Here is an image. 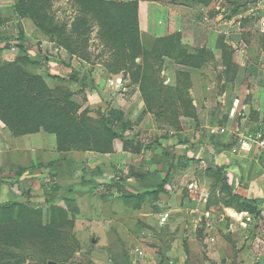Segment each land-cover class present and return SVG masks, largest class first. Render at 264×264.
Returning a JSON list of instances; mask_svg holds the SVG:
<instances>
[{"label": "rangeland", "instance_id": "obj_1", "mask_svg": "<svg viewBox=\"0 0 264 264\" xmlns=\"http://www.w3.org/2000/svg\"><path fill=\"white\" fill-rule=\"evenodd\" d=\"M150 1L172 8L173 18L167 23L176 26L172 24L168 35L179 33L171 44L183 63L165 60L163 66L160 58L149 54L152 39L136 37L128 7L121 9L124 16L102 20L79 0H0V99H14L19 95L17 87L28 85L29 103L46 105L40 115L54 112L59 125L67 127L61 131L64 148L57 150L55 135L43 128L28 133L31 135H16L17 139L29 137L23 144L16 143L13 130L0 118V141H4L0 147V264H152L143 250V257H136L139 243L162 250L170 247L176 259L181 254L183 233L173 238L169 233L141 229L139 218L136 224L129 206L136 205L139 198L123 194L124 183L138 171L150 174L152 159L167 163L161 170L164 175L173 171L171 165L178 170L183 167L177 174L184 181L176 187L207 173L198 169L200 159L189 158L184 146L208 141L207 129L186 118L192 114L189 99H213L212 114L205 116L202 124L208 118L215 127H235H229L231 109L215 104L226 91L217 84L208 95L202 88L206 80L217 81L225 65L218 60L219 51L213 55L209 47L219 46V36L232 35L240 28L242 42L237 44L246 48L249 27L255 31L259 27L225 21L230 11L218 18L221 7L231 10L226 0ZM202 3L207 9L203 10ZM162 16L153 12L150 19L155 23ZM222 44L232 49L230 44ZM178 45L185 46L186 52ZM201 49L205 55L200 58ZM188 50L198 54V65L188 67ZM248 58L244 56V60ZM223 69V74L233 76L228 68ZM249 73H240L238 84L243 87L234 92H240L241 99L246 96L245 89L253 90L258 81L252 71ZM72 74L74 81L69 80ZM249 76L254 78L251 83ZM93 99L99 100L95 104ZM108 99H124L125 119L134 121L126 135L135 134L144 150L122 165L110 164L106 161L110 156L99 152L120 142L111 137L102 117L109 110ZM5 112L0 109L1 116ZM31 114L35 117V110ZM119 128L117 125L116 131ZM179 145L184 147L175 148ZM212 175L209 171L205 176ZM117 185L123 188L118 190ZM129 186L140 191L133 183ZM143 208L150 210L152 205ZM225 220L233 221L227 216ZM256 226L260 230L247 243L253 264L252 241L264 238V223Z\"/></svg>", "mask_w": 264, "mask_h": 264}, {"label": "crops", "instance_id": "obj_2", "mask_svg": "<svg viewBox=\"0 0 264 264\" xmlns=\"http://www.w3.org/2000/svg\"><path fill=\"white\" fill-rule=\"evenodd\" d=\"M116 1L128 2L132 0ZM226 2L227 7H230L231 10L221 7L217 12L218 18L221 19L224 12L230 11L229 14L226 13L228 20L225 21L237 23L239 26L248 22L253 23L255 28L259 27V29L256 28V31L251 29V26L249 27L251 31L248 33L247 39L250 40V43H244L246 48L237 44L239 41L242 42L243 33L241 30L243 29L240 28L237 29L239 32L232 35L219 36V46L209 47L213 55L215 50L219 51L218 60L223 61L222 43L232 46L230 50L235 64L233 76L230 78L223 74L225 66L222 68L220 65L222 74L217 78V81L206 80V83L202 84V88L204 87L203 91L208 95L217 84L226 91L222 96H218V99H215V104L227 105L231 111L234 110V114L229 113V121L233 120L229 127H235L233 129L222 125L215 127L209 123L208 118L205 119L206 123L202 124L205 116H211L215 105H213V99H200L194 96L193 99H189L194 108V115L186 118L207 129L208 141H206L207 143L204 141V144L198 141L199 143L196 145H193L194 141H191V144L188 143V146H184L189 158L200 159L201 165L198 169L207 173H204L201 178L193 176L191 180L186 181L184 187H176L184 181L183 176L177 174L182 172L183 167L179 166L178 170L175 168L176 165L170 163L168 166L171 165L173 171L171 169L169 175H164L161 170L167 163H163L160 159H152L150 174L146 175L145 171V174L142 175L138 171L133 176L130 174L124 183V189L133 193L132 197L139 198L136 205L132 203V206L129 207L134 214L136 224L139 220L142 221L141 229L154 233H169L173 238L177 233H183L179 246L182 252L178 259L173 257L170 247L167 250H162V248H154V245L139 243L138 253H135L136 257L142 258L145 252L152 264H164L165 262H167L166 264H253L250 252L247 250V243L250 242L254 232L260 230L261 227L256 225L264 223V153L259 152L252 145L245 146L240 142V139L248 132L264 133V0H244L241 4H234L233 0H226ZM202 8L203 10L207 9L205 6ZM153 12L163 14L162 18H158L155 23L150 19ZM171 13H173L172 8L158 2L138 0L141 36L146 39H155L172 32L170 28L172 24L175 26L176 24L167 23L168 18H173ZM247 17L248 19H246ZM204 18L208 20L207 17ZM196 26L194 25V27ZM209 38L211 40L213 37L209 36ZM246 53L248 55H244ZM244 56L250 58L244 60ZM165 60L174 64L172 59L164 57L163 66ZM244 64H247V67H243ZM242 71H248V73L252 71L258 80L253 90L245 89L246 96L243 99L240 97V92L234 93L236 88L243 87L238 84ZM248 80L250 83L253 82V76H249ZM110 86H114L113 83ZM228 90L230 95L227 96ZM96 100L99 99H93L95 104ZM108 100L109 107L121 110L126 117L123 109V106H126L124 99ZM131 122L134 121L131 120ZM7 130L10 132L8 128ZM201 133H203L202 130ZM11 135L12 139L19 144L29 138L17 139L18 136L26 135ZM213 135L219 136V141L215 140ZM211 138L214 139L213 142ZM1 142L4 141H0V147L4 144ZM54 144L56 145V141ZM184 146L179 145L175 148ZM177 151L176 149L175 152ZM141 152L143 153L144 150L142 149ZM102 154L110 156L106 159L110 164L119 162L121 165L124 160L138 156V154L123 151L121 141L114 142V148L110 152ZM179 154L184 155L185 152ZM194 162L197 163L198 159H195ZM137 163L136 166H138ZM189 164L188 168L191 166V162ZM217 168L222 170L219 171ZM209 171L213 173L212 177L205 176ZM132 183L140 187V191L131 188L129 185ZM93 184L95 185V183ZM145 204L152 205V208L145 210L143 208ZM225 216L233 221H228V223ZM191 221L192 223H190ZM128 236L129 234L126 235L127 238ZM137 242H140L139 239ZM146 248H149L148 252ZM130 257L133 259L132 255Z\"/></svg>", "mask_w": 264, "mask_h": 264}, {"label": "trees", "instance_id": "obj_3", "mask_svg": "<svg viewBox=\"0 0 264 264\" xmlns=\"http://www.w3.org/2000/svg\"><path fill=\"white\" fill-rule=\"evenodd\" d=\"M80 2L85 3L88 7L92 9L95 15L99 16L102 20H109L112 19L113 16H124L121 14L124 12L121 10L122 8L128 7L132 10V19L134 20V32L137 38H142L141 31L139 28V20H138V1L132 0L128 2L123 1H116V0H79ZM203 6H206L205 3H202ZM108 14V15H107ZM43 30V29H42ZM179 36V33H174ZM174 34L166 35L164 37L155 38L152 39L149 54L154 55L161 59V62L163 63L164 57H168L173 60V62L181 63L182 61H178L179 57L176 55V52L174 50V45L171 44L172 37H174ZM142 41V40H141ZM181 49L182 51L186 52V47L183 45H178V49ZM199 52V51H198ZM205 55V51L203 49L200 50V58L201 55ZM188 67L190 65H198L197 59L198 54L197 53H190L188 50ZM222 60L225 64V68L227 70H230L233 72L235 68V64L233 61V55L230 48H227L226 46L222 45ZM183 63V62H182ZM202 63H200L201 65ZM195 67V66H194ZM70 81L75 80L74 74L69 76ZM30 84V83H29ZM3 85H0V88H2ZM19 88V89H18ZM4 90V89H3ZM29 91H31V88L28 87V85H22L20 84L17 87V92H19V95L17 97H14V99H0V109L6 111L5 115L0 114V118H2L8 127L12 129L14 135H22V134H28V133H34L37 131L38 128H43L46 130V132L50 134L55 135V141L57 150L63 149L62 145V137L63 134L61 131L66 130L67 127H65L64 124L59 125V118H57L58 114L52 112L47 113L49 116H42L44 112V109L46 105H40L41 102L38 101V105H32L29 103L30 99H27L29 95ZM6 92V90L4 91ZM36 94V93H35ZM190 103V100H189ZM191 105V104H190ZM192 107V106H191ZM48 108V107H47ZM50 109V107L48 108ZM59 109V107H58ZM31 110H35V117L31 114ZM194 115V108L192 107V114H188V116ZM32 116V117H30ZM104 123L106 124V129L110 132L112 138H117L122 143V150L125 152H130L133 154H139L143 147L141 143L135 139L133 135H126L128 132H131V121L128 119H125L124 113L121 110L115 109L113 107H109V110L106 114H102ZM49 124V126H48ZM54 124L57 126L54 127ZM120 126L119 131H116V126ZM132 134V133H130ZM112 149H110L109 144L108 146L99 152L106 153L110 152ZM219 171H221V168H217ZM23 173V172H22ZM224 178V177H223ZM118 190H121L122 187H119L117 185ZM123 194L132 197V193L123 191Z\"/></svg>", "mask_w": 264, "mask_h": 264}, {"label": "built area", "instance_id": "obj_4", "mask_svg": "<svg viewBox=\"0 0 264 264\" xmlns=\"http://www.w3.org/2000/svg\"><path fill=\"white\" fill-rule=\"evenodd\" d=\"M234 114V110L232 113ZM221 131H223L221 129ZM240 142L245 146H254L259 152L264 153V133L262 134H254L248 132L246 135L242 136ZM252 249L255 254V262L256 264L263 259L262 264H264V238H256L252 241Z\"/></svg>", "mask_w": 264, "mask_h": 264}]
</instances>
